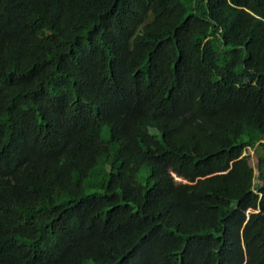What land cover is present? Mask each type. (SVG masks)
<instances>
[{"label": "trees", "instance_id": "trees-1", "mask_svg": "<svg viewBox=\"0 0 264 264\" xmlns=\"http://www.w3.org/2000/svg\"><path fill=\"white\" fill-rule=\"evenodd\" d=\"M0 264H264V0H0Z\"/></svg>", "mask_w": 264, "mask_h": 264}, {"label": "rangeland", "instance_id": "rangeland-1", "mask_svg": "<svg viewBox=\"0 0 264 264\" xmlns=\"http://www.w3.org/2000/svg\"><path fill=\"white\" fill-rule=\"evenodd\" d=\"M49 32H50V29H45L44 31L39 32L38 34L39 35H45V34H47ZM250 154H251V163L255 167V165H254L255 164V160H256L255 149L250 150ZM256 174H257V170L255 169V171H254V179H256Z\"/></svg>", "mask_w": 264, "mask_h": 264}]
</instances>
